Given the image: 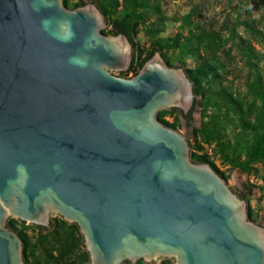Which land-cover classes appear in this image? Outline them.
<instances>
[{
	"label": "water",
	"instance_id": "obj_1",
	"mask_svg": "<svg viewBox=\"0 0 264 264\" xmlns=\"http://www.w3.org/2000/svg\"><path fill=\"white\" fill-rule=\"evenodd\" d=\"M88 0H0V264H25L7 220L75 223L85 264H264V222L160 110L187 114L185 69L159 50L129 77L126 35Z\"/></svg>",
	"mask_w": 264,
	"mask_h": 264
},
{
	"label": "trees",
	"instance_id": "obj_2",
	"mask_svg": "<svg viewBox=\"0 0 264 264\" xmlns=\"http://www.w3.org/2000/svg\"><path fill=\"white\" fill-rule=\"evenodd\" d=\"M87 1L63 0V3L75 8ZM92 1L104 14L108 26L102 32L108 35L122 33L132 42L134 56L128 70L121 72L122 76L136 73L156 50L162 52L169 65L179 64L185 69L195 96L192 107L187 114H182L176 107L160 110L158 117L165 125L178 128L181 125L179 114L184 116L187 125L192 127V135L187 138L191 159L207 161L225 180L229 179L228 174L215 163L212 156H216L220 163L228 164L229 168H239L249 174L261 172L260 177L264 182V67L261 65L264 51L238 30L243 28L251 38L264 45L260 18L246 8L248 15L242 19V15H238L226 26L225 32L220 28L208 29L196 24L186 33L179 29L170 36L162 37L167 18L157 0ZM260 1L264 10V0ZM141 31L149 41L147 48L139 46L134 40L135 34ZM228 43L230 46L226 49ZM231 48L239 53L247 69L245 94L224 83L226 64L218 54L221 50L230 58L233 56ZM171 50L177 51L173 57ZM188 58L195 61L192 67H187ZM196 110L202 112L199 125L193 123L192 114ZM171 114V121L165 119L166 115ZM246 203L250 218L257 220L247 199ZM62 218L53 216L54 224L41 229L9 217L8 224L22 241L25 264H85L89 261L90 255L77 224L68 223ZM28 228L32 229L31 233H28ZM170 260L163 259L158 264H170ZM127 263L129 261L125 260L121 264ZM134 264L149 263L140 259Z\"/></svg>",
	"mask_w": 264,
	"mask_h": 264
},
{
	"label": "rangeland",
	"instance_id": "obj_3",
	"mask_svg": "<svg viewBox=\"0 0 264 264\" xmlns=\"http://www.w3.org/2000/svg\"><path fill=\"white\" fill-rule=\"evenodd\" d=\"M159 2L160 8L166 14V28L164 32L161 33L162 37L170 36L174 34L177 30H182L186 33L188 29L195 28L196 24H199L202 28H220L222 31H226V26L230 21L234 20L238 15H242L241 19L248 15L246 8L253 12L256 18H260L261 23L259 24L264 31V18L262 7L260 5V0H157ZM187 15H191L186 18ZM108 26L104 27V30ZM244 36L250 38V41L257 47L264 51V45L254 37H250L243 28L238 29ZM139 46L144 48L149 47V41L143 32H137L134 36ZM230 46V43L226 45V49ZM232 57H228L224 51H219V58L226 64L225 81L227 85H230L235 91L245 94V80H246V67L243 61L240 59L239 53L235 48H231ZM177 54L176 50H171L172 57ZM187 67H192L195 64L193 59H187ZM264 67V60L261 64ZM115 75H121V72H112ZM132 74L130 72L127 74L129 77ZM201 110H196L193 112L194 125H199L201 121ZM181 125L178 129L181 133L185 134L188 138L192 135V127L188 126L184 116L179 114ZM165 119L171 121L173 115H166ZM206 150L210 153V149L206 146ZM215 163L219 166L221 170L228 174L229 179L227 182L234 185L241 191L245 193L246 199L248 200L253 213L256 214L257 220L259 222H264V182L260 177L261 172H253L249 174L241 171L239 168H229L228 164L220 163L219 158L212 156ZM260 167L259 163L256 164ZM254 184V185H253ZM253 185V186H252ZM50 215L56 216L55 213H50ZM26 225H28L26 223ZM28 233L32 232V229H27ZM165 259V258H163ZM159 259L155 261L156 264L160 263ZM174 259H171L173 263ZM130 264V263H127Z\"/></svg>",
	"mask_w": 264,
	"mask_h": 264
},
{
	"label": "flooded vegetation",
	"instance_id": "obj_4",
	"mask_svg": "<svg viewBox=\"0 0 264 264\" xmlns=\"http://www.w3.org/2000/svg\"><path fill=\"white\" fill-rule=\"evenodd\" d=\"M259 222V221H258ZM259 223H263V222H259Z\"/></svg>",
	"mask_w": 264,
	"mask_h": 264
}]
</instances>
